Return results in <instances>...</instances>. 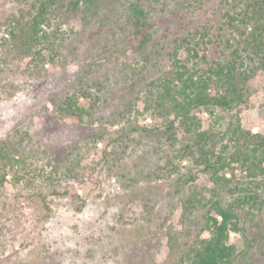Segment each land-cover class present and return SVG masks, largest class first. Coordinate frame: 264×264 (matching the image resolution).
<instances>
[{"label":"rangeland","instance_id":"rangeland-1","mask_svg":"<svg viewBox=\"0 0 264 264\" xmlns=\"http://www.w3.org/2000/svg\"><path fill=\"white\" fill-rule=\"evenodd\" d=\"M18 7L15 0H0L2 29ZM220 16L219 0H205L182 24L158 22L156 42L142 55L132 51L116 27H103L92 40L72 39L78 56L63 65H46L40 77L28 75L27 60L0 46V138L11 133L22 139L28 158L44 167L38 180L52 209L42 220L29 198L33 186L21 194L8 176L0 198V264H176L195 239L208 235L203 231L206 208L187 210L185 201L194 193L207 199L217 185L208 174L190 177L187 159L177 160V174L163 177L160 169L167 158L159 131L165 118L137 96L169 70L175 37L212 23L216 28ZM101 57L106 58L89 76L102 84L97 116L107 135L95 142L89 120L77 124L60 116L56 106L65 85L78 83ZM195 112L205 126L214 120L203 109ZM241 119L245 128L264 134V70L249 81ZM137 126L150 130H134ZM246 180L240 177V183L251 186ZM219 191L224 202L230 199ZM259 192L262 206L258 201L259 209L245 219L242 230L230 232L239 253L233 264L264 259V189Z\"/></svg>","mask_w":264,"mask_h":264},{"label":"trees","instance_id":"trees-1","mask_svg":"<svg viewBox=\"0 0 264 264\" xmlns=\"http://www.w3.org/2000/svg\"><path fill=\"white\" fill-rule=\"evenodd\" d=\"M15 2L19 6L17 12L7 17L4 29L0 27V46L5 53L27 60L28 75L40 77L45 75L46 65H63L68 58L78 56L72 39L84 36L92 40V36H101L106 26L112 31L116 27L132 51L142 55L152 46L151 42H156L154 30L158 22L182 24L202 8L205 0ZM219 5V25L194 27L175 37L172 50L168 51L169 70L158 78L157 85L154 81L148 83L137 96V100L159 109L165 118L159 131L167 158L160 169L163 177L177 174V160L187 159L190 177L208 174L217 185L207 199L196 193L186 199L187 210L198 205L206 208L203 231L208 235L195 239L176 264H233L239 253L230 242V232L241 231L245 219L259 209L256 204L260 202L262 206L259 189H264V134L245 128L241 114L248 101L249 81L264 70V0H219ZM100 36L98 40L102 39ZM103 58L106 57L89 64L78 83L65 85L56 106L60 116L77 124L89 120L95 142L102 140L107 131L102 117L97 116L102 84L91 81L89 73ZM198 109L205 110L214 120L205 126L202 116L195 112ZM139 128L150 130L142 126L134 130ZM32 162L22 139L11 133L0 138V198L10 175L21 194L33 186L29 198L37 206L40 218L47 220L52 209L46 188L38 180L45 175L44 167ZM57 166H53L54 172ZM228 172L230 177H226ZM241 176L251 186L240 183ZM21 182L24 187L19 189ZM219 187L230 195L228 201L219 197ZM246 264H264V259Z\"/></svg>","mask_w":264,"mask_h":264}]
</instances>
